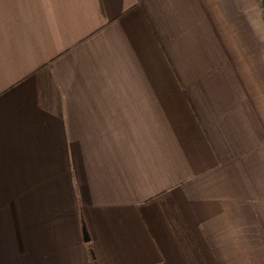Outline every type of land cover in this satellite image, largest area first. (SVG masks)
<instances>
[{
    "label": "crops",
    "instance_id": "obj_1",
    "mask_svg": "<svg viewBox=\"0 0 264 264\" xmlns=\"http://www.w3.org/2000/svg\"><path fill=\"white\" fill-rule=\"evenodd\" d=\"M0 264H264L260 0H0Z\"/></svg>",
    "mask_w": 264,
    "mask_h": 264
},
{
    "label": "water",
    "instance_id": "obj_2",
    "mask_svg": "<svg viewBox=\"0 0 264 264\" xmlns=\"http://www.w3.org/2000/svg\"><path fill=\"white\" fill-rule=\"evenodd\" d=\"M260 1H261L262 11H263V15H264V0H260ZM83 237L85 240H88V238H89L87 231L85 230L84 227H83Z\"/></svg>",
    "mask_w": 264,
    "mask_h": 264
},
{
    "label": "trees",
    "instance_id": "obj_3",
    "mask_svg": "<svg viewBox=\"0 0 264 264\" xmlns=\"http://www.w3.org/2000/svg\"><path fill=\"white\" fill-rule=\"evenodd\" d=\"M88 247H89V250H90V252H91V255L93 256V258H94V254H93V251H92V247H91V245L90 244H88Z\"/></svg>",
    "mask_w": 264,
    "mask_h": 264
}]
</instances>
